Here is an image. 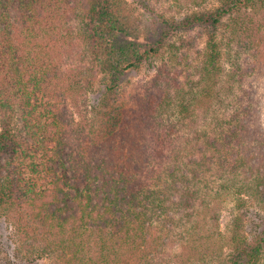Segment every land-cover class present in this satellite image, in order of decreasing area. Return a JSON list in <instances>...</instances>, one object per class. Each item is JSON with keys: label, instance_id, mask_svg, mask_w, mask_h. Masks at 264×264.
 Instances as JSON below:
<instances>
[{"label": "trees", "instance_id": "trees-1", "mask_svg": "<svg viewBox=\"0 0 264 264\" xmlns=\"http://www.w3.org/2000/svg\"><path fill=\"white\" fill-rule=\"evenodd\" d=\"M140 2L146 35L125 0H0V221L10 229L0 264H162L179 253L196 264L198 212L215 195L233 201L228 246L199 264H264V23L254 16L264 0H218L180 20ZM195 26L205 61L199 80L181 82L183 46L198 36L179 34ZM221 29L243 58L223 70V95ZM166 47L152 86L113 96ZM200 120L206 130L190 133Z\"/></svg>", "mask_w": 264, "mask_h": 264}, {"label": "rangeland", "instance_id": "rangeland-1", "mask_svg": "<svg viewBox=\"0 0 264 264\" xmlns=\"http://www.w3.org/2000/svg\"><path fill=\"white\" fill-rule=\"evenodd\" d=\"M141 0H125V9L126 16L130 19L129 25L135 24V27L138 26L140 31H144V34H149V31L152 29V19L144 12L142 5L140 4ZM150 6H153L158 11L165 13L169 17L180 20L186 15H190L193 12L197 11H209L213 10L218 6V0H144ZM257 21L264 23V10H258L254 13ZM264 26V25H263ZM185 40L189 37H197L199 34V27L195 26L194 29L181 33ZM197 35V36H196ZM229 32L227 30L221 29L217 35V41L221 46V57L218 61V71L221 75V91L223 95V70L228 74L235 62H242L243 58L239 54L237 46L234 48H229L228 43ZM171 43L176 45L181 44L180 36H174L171 38ZM207 42L206 34L198 36L196 45L194 48L184 45V51H186L184 59H182V64H177V72H179L178 77H180L181 82L186 81V76H189L192 81L200 79L201 66L205 61V45ZM71 49V48H70ZM180 51V53H179ZM178 53L181 55L182 51L179 50ZM169 49L166 47L161 51V53L154 59L152 63L142 67L138 73L129 74L124 78L121 87L118 89V92L113 94L114 97L119 99L120 97L126 101L127 99L134 96L136 93H142L144 89H147L149 86L153 85V77L155 71L160 67H165L168 64L169 60ZM170 61V60H169ZM246 66V64H243ZM70 68V66H69ZM225 76V75H224ZM227 77L224 78L226 81ZM261 92L264 93V78L260 80ZM220 91V92H221ZM118 93L119 96H116ZM262 124L264 127V96L262 97ZM222 105V104H221ZM93 119V115L90 116ZM201 125L196 127L195 131L206 130V127L203 125V121L200 120ZM156 125V124H155ZM188 128V122H184L180 127L177 128L176 133L173 134L172 138L174 143L181 144L184 129ZM176 138V139H175ZM169 143H167V146ZM165 148V156L170 153V147ZM233 201L228 195L213 196L211 199L210 206L207 208L201 209L198 212V231L192 238V243L190 242L191 247V258L196 260V264H199V258L207 248H211L216 255L221 254L225 251L228 246V236H229V225L231 223V215L233 214L232 209ZM9 229V228H8ZM5 224H2L0 221V234H6L10 231ZM190 253V252H189ZM185 255V254H184ZM182 253L173 259L164 261L162 264H187L188 256H184ZM52 260L49 257H43L42 259L36 260L35 263L30 264H52Z\"/></svg>", "mask_w": 264, "mask_h": 264}]
</instances>
